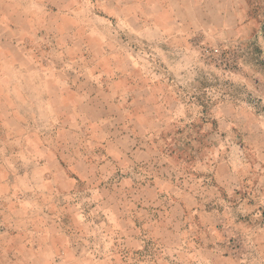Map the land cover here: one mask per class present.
<instances>
[{"label":"rangeland","instance_id":"374dc122","mask_svg":"<svg viewBox=\"0 0 264 264\" xmlns=\"http://www.w3.org/2000/svg\"><path fill=\"white\" fill-rule=\"evenodd\" d=\"M0 264H264V0H0Z\"/></svg>","mask_w":264,"mask_h":264}]
</instances>
